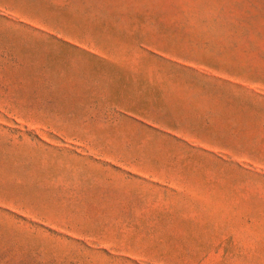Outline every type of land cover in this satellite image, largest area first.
<instances>
[{
    "label": "rangeland",
    "instance_id": "rangeland-1",
    "mask_svg": "<svg viewBox=\"0 0 264 264\" xmlns=\"http://www.w3.org/2000/svg\"><path fill=\"white\" fill-rule=\"evenodd\" d=\"M0 264H264V0H0Z\"/></svg>",
    "mask_w": 264,
    "mask_h": 264
}]
</instances>
